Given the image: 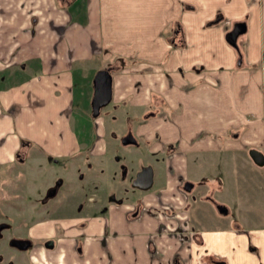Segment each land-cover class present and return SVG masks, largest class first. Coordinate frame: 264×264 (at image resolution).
I'll return each instance as SVG.
<instances>
[{"label": "crops", "instance_id": "crops-1", "mask_svg": "<svg viewBox=\"0 0 264 264\" xmlns=\"http://www.w3.org/2000/svg\"><path fill=\"white\" fill-rule=\"evenodd\" d=\"M239 20L247 28L236 47L226 32ZM113 62L109 103L138 141H158L168 177L151 208L175 210L182 237L159 230L166 216L95 215L81 229L84 257L70 234L52 264H264V164L248 154L264 155V0H0V164L26 149L82 152L90 136L76 130L74 112L87 117L95 71ZM89 76V92L82 84L78 94L75 82ZM228 154L252 163L241 182L204 179ZM189 174L198 176L191 191L177 182ZM200 185L206 209L191 196ZM222 190L247 200L245 210L233 215L214 195Z\"/></svg>", "mask_w": 264, "mask_h": 264}, {"label": "rangeland", "instance_id": "rangeland-1", "mask_svg": "<svg viewBox=\"0 0 264 264\" xmlns=\"http://www.w3.org/2000/svg\"><path fill=\"white\" fill-rule=\"evenodd\" d=\"M113 64L115 68L120 67V63L113 62ZM90 81V76L83 83L77 79L76 92L79 94L83 85L89 92L92 86ZM110 103L103 106L101 115L95 118L88 109L91 107L90 104L89 107H85L82 102H77L85 107L87 117L85 118L84 113L75 108L74 115L77 117L74 122L75 128L82 136L85 132L90 136L87 143L82 142V145L84 144L82 152L57 156L26 149L25 152L17 154L12 164H0V223L4 221L8 223L0 233V264H39L41 259L46 260L45 264H52L54 261L52 258H55L52 252H55L57 247L60 248L63 242L60 237L66 238L70 234L76 239L73 242L76 255L80 258L84 257V244L81 238L84 231L82 232L81 229L85 227L88 217L106 213L116 216L120 212L128 218L135 217L138 221H144L151 215L154 216L152 220L166 216L162 214V209L154 210L151 207L160 204L161 188L168 177L164 169L169 163L162 157L164 155L157 150L154 151L155 145H158L157 140H154L153 144L142 139L136 144L122 143L121 139L131 125H127L129 122L123 116L125 111L113 109ZM206 156L202 155L204 159ZM193 160L194 158H191V161ZM206 161H209V158ZM144 164H151L154 167V182L149 188L133 185L136 172L141 170ZM251 165L252 163L244 161V158L229 156L228 159L223 160L221 156L218 167H214L215 170L212 172L207 168L208 175L203 177L224 183H233L235 180L237 183V180L246 176L245 172ZM254 166L257 168L259 164ZM194 176L188 175L190 178ZM183 178L184 175L178 176L177 182L180 183ZM257 178L258 176L253 180ZM53 184L55 188L51 192L49 188H52ZM238 187L240 188V184ZM202 188L201 185L194 187L191 196L201 208L206 209L212 203L205 202L207 198L201 196L204 193ZM186 190L191 191V189ZM214 195L218 201L222 198L232 205L240 204V208L231 206L233 215L245 210L242 207L247 200L244 202L239 198L235 204L227 191L216 192ZM147 199L154 201L147 204ZM216 199L213 198L214 201ZM170 201L176 202L172 198ZM174 211L166 212L165 225L162 228L159 226V230H164V227L166 231L174 230V234L179 239L182 235L178 232H181L183 223L179 222L181 217L176 216ZM75 217L80 218L79 221ZM42 228L48 230L47 232L51 231V235H54L56 240L54 248H47L42 242L35 241L37 230L40 231ZM17 235L31 236L35 244L25 251L10 246L7 238ZM154 236L155 234L151 233L148 239L150 240L148 247L151 249L159 245Z\"/></svg>", "mask_w": 264, "mask_h": 264}, {"label": "water", "instance_id": "water-1", "mask_svg": "<svg viewBox=\"0 0 264 264\" xmlns=\"http://www.w3.org/2000/svg\"><path fill=\"white\" fill-rule=\"evenodd\" d=\"M246 22L239 20L235 22L234 25H232L231 29H229L226 32V40L230 41L231 44L238 47V40L239 34L241 32L246 31ZM109 67H100L95 72V75L93 77L92 85L94 86V91L91 96V103H92V115L94 117H97L100 115V108L101 106H105L109 103V101L112 99L113 94V75L112 71H110ZM122 142L124 144H136L138 143V140L134 134H132L130 131L126 133L123 138ZM249 154L252 156L254 161L256 163H259L260 165L264 164V155L262 154V151L259 148H253L250 150ZM136 178L133 182V185L143 188H149L154 182V172L153 167L151 165H143L141 170L137 171ZM185 189L190 190L193 187V183L190 181H186ZM217 208L224 213L228 212V207H226L223 202L216 205ZM11 244L19 246L20 248H27L30 245V241L26 238H20V236L14 237L10 239ZM47 246L52 247L54 244L53 242H46Z\"/></svg>", "mask_w": 264, "mask_h": 264}, {"label": "flooded vegetation", "instance_id": "flooded-vegetation-1", "mask_svg": "<svg viewBox=\"0 0 264 264\" xmlns=\"http://www.w3.org/2000/svg\"><path fill=\"white\" fill-rule=\"evenodd\" d=\"M107 105V104H106ZM104 106V105H103ZM103 106H101V108H100V110H101V112H100V115H101V113H102V107ZM91 107H92V103H91ZM91 107H89V110H91ZM90 114L92 115V110L90 111ZM99 115V116H100ZM93 116V115H92ZM94 117V116H93ZM98 117V116H97ZM96 118V117H95ZM130 129V128H129ZM128 129V131L127 132H125V134L126 133H128L130 130ZM131 132V131H130ZM134 132H132V134H133ZM124 134V135H125ZM123 138V137H122ZM121 141H122V139H121ZM258 148V147H257ZM251 149H253V148H251ZM250 149V150H251ZM260 149V148H259ZM250 152V151H249ZM249 152H248V154H249ZM263 154V153H262ZM250 155V154H249ZM251 156V155H250ZM252 157V156H251ZM56 159V158H55ZM253 159V158H252ZM254 160V159H253ZM148 165H151V164H148ZM152 166V165H151ZM153 167V166H152ZM153 169H154V167H153ZM154 175H155V172H154ZM135 180V179H134ZM186 181H190V182H192L193 183V185H194V180H193V177H188V176H185V178H183V180L181 181L182 183H183V185L185 184V182ZM153 183V182H152ZM54 185L55 184H53L51 187L52 188H49V189H51V192H53L54 191ZM185 187V186H184ZM50 192V191H49ZM67 207V206H66ZM77 212V211H76ZM7 225H8V223L6 222V221H4V222H1L0 223V233H1V231L4 229V227H7ZM38 231L39 230H37V233H38ZM48 230H46L45 231V229L43 230V233H41L40 235L39 234H37L36 233V237H34V239H35V241H40V242H42V244H44V245H46V247L47 248H54L55 247V245H56V240H54V235H51V231H49V232H47ZM17 236H20V235H17ZM17 236H10L9 238H7V242H9V244H10V246H12V247H14V248H17V249H20V251H25V250H28V249H30V247L32 246V245H34L35 244V242L32 240V238H31V236L30 237H27V236H20V238H26V239H28L29 241H30V245L27 247V248H20L19 246H16V245H13V244H11V242H10V239H12V238H14V237H17ZM46 242H53V246L52 247H49V246H47V244H46ZM32 261H33V259H32Z\"/></svg>", "mask_w": 264, "mask_h": 264}, {"label": "trees", "instance_id": "trees-1", "mask_svg": "<svg viewBox=\"0 0 264 264\" xmlns=\"http://www.w3.org/2000/svg\"><path fill=\"white\" fill-rule=\"evenodd\" d=\"M238 53H239V54H241V53H240V49H239V48H238ZM114 66H115V65L113 64V66H111V68H110V69H112Z\"/></svg>", "mask_w": 264, "mask_h": 264}]
</instances>
